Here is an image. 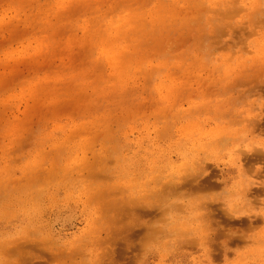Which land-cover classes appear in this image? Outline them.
<instances>
[{"label":"rangeland","instance_id":"1","mask_svg":"<svg viewBox=\"0 0 264 264\" xmlns=\"http://www.w3.org/2000/svg\"><path fill=\"white\" fill-rule=\"evenodd\" d=\"M193 2L0 0V256L13 264H229L262 245L251 236L261 222L242 242L210 236L226 243V259L210 256L198 235L178 245L166 231V201L151 193L157 177L174 171L180 150L212 139L216 123L203 120L219 108L209 103L232 69L241 68L232 65L238 52L255 56L253 44L264 32V0H229V11L224 0ZM256 4L259 19L250 22ZM209 16L227 25L219 29L227 42L210 61L202 49L211 38ZM238 88L263 92L264 84ZM205 91L209 102L192 111ZM234 91L218 99L232 100ZM245 101L240 111L256 113ZM198 120L201 133L194 131ZM246 120L238 133L250 126ZM222 153L214 172L227 170L228 152ZM188 197L169 200L180 205ZM150 204L156 216L150 209L141 215ZM263 208L260 201L252 205L259 215ZM247 215L232 212L219 225L237 228ZM154 220L149 240L144 227ZM248 259L258 264L260 256L251 252Z\"/></svg>","mask_w":264,"mask_h":264},{"label":"bare ground","instance_id":"2","mask_svg":"<svg viewBox=\"0 0 264 264\" xmlns=\"http://www.w3.org/2000/svg\"><path fill=\"white\" fill-rule=\"evenodd\" d=\"M174 1L180 2L182 0H174ZM195 3H196L195 6H197L199 4V0H195V2H193V4H195ZM228 3H229V0H224V6H226L225 11H229L232 8L230 5H228ZM259 6H261V5L256 4L251 8L252 12L248 14V20L250 22L254 21L255 19H259L258 16L260 14L256 11V7L258 8ZM187 17H188V14H187ZM189 19L191 20V18H189ZM185 20L187 22L188 18ZM215 20H216V17H215V19L213 17H210V16L206 18V24H207V26H211L212 30H210L211 35H205V36H207V37L211 36V38L208 37V38H210L209 44L203 46L202 49H204L206 51L205 53L209 57V59H208L209 61H210V58H212V56H211L212 52L216 51V48H217L216 46L219 45L220 43H226L227 42L223 38L220 39V35H222L223 31H225V30H223V31L219 30L222 27L227 28L226 22L223 19H218L216 21V23L213 24V22ZM187 27L189 29V26H187ZM183 28H185V27H183ZM215 30H217V31H215ZM184 32H185V30H184ZM200 32L202 33V31H200ZM187 33L185 32L186 35H187ZM205 33H203V34H205ZM229 35H230V38L233 40V38L235 36L234 33L233 32L231 34L229 33ZM199 36H200V34H199ZM215 39L217 41V44H215L216 43ZM249 44L251 46L253 44V41H251V43H249ZM198 47H199V45H198ZM201 47H202V45H201ZM253 47H254V53H255L254 55L255 56L246 57V56H244L243 52H238V53H240V56H236V58H235L236 63H232V65L240 64L239 66L241 68L232 69V73H233L232 76L226 78L227 80L225 81V84L224 85L222 84V87L220 88V86H219V88H218L219 90L217 91V94H216L217 100H216V102L212 101V102H215V104H212V102L209 103L210 105H213L214 107H216V109L219 108L218 112L212 114V116H205V118L203 120V122H205V123H213V122L216 123L213 126L212 130H209V133L212 134V136H207L208 139L209 138L210 139L212 138V139L208 142H206V141H204V142L200 141L202 143H198V142L195 143L194 142L195 146H192L193 147L192 151H190V149L188 151L187 147H184L182 150H180L179 153L177 154V157H179L178 158L179 161H177V164L175 166L174 171H171L169 174H166V175L165 174L160 175L161 177H157L155 180H157V184H159V185L151 188V191L153 190L151 193L154 192V195L156 197L155 201H157L159 203H163V201H166L164 203V207L162 209V210H164L165 214L167 211L166 216L170 218V221L166 226V229H167L166 231L168 232V234L174 233V235L177 236L175 243H177L178 245H181L182 243L188 241L190 236L198 235L197 239L200 241V243L208 246V249H209L208 253H210V256H212L214 258H217V256L218 257L223 256L226 259V257H227V251H226L227 245L225 242H221L220 245H216L215 239L210 238V236L212 234H214L213 236H216V237L217 236H227V235L231 236L232 235L233 237L229 238V239H231L232 241H235V242H242V241H245L243 236L244 235L248 236L246 234L247 231L252 229V232H253L254 231L253 227H255V225H257V224H260V222H261V228L257 231V233H255L254 235H251V236H256L254 238V241H256L257 243L262 242V244H264V241H262L258 238L259 233L264 231V208L261 210L260 215L255 213L252 210V205L255 204V201H260V203L264 204V149L256 148L253 146L251 148V150H249V147H248L249 137H245L244 135H242L243 132H247L248 136H252V137L258 136L257 142L258 143L261 142L259 137H262V134L264 133V114L261 111L263 106H264V89H263V92H256L257 95L255 92L251 93L253 90H250V89L246 93H244L242 90H238L239 89L238 87H241V86L243 87L246 83H254L255 85H257L258 83L264 84V78L259 77L258 72H253L254 67H257L255 69H257L258 71L261 70L264 72V32L261 35V39L255 41V43L253 44ZM196 50H197V48H196ZM201 50H200V52L198 50V53H200L199 54L200 57L203 56L201 58H203V60H204V57H206V56L203 55ZM227 55L228 54H224L221 57V59L225 58ZM240 59L243 61H240ZM206 63L208 64V62H206ZM222 71H226V68H224ZM204 83H206V82H204ZM235 89H237L236 92L234 91ZM230 90H233L237 94V96L235 98H233L232 100L228 99L230 97L218 99V97L221 96L220 94L223 93L222 95L224 96V94H227ZM234 92H230L231 95L234 96V94H233ZM207 93L208 92L205 91V94H203V95L201 94V96H203L204 99L202 98V101H201V99L200 100L198 99L199 100L198 104H195L192 106V108H191L192 111L197 109L199 106H203L204 104L209 102L208 98H207V97H209V95H207ZM252 95H255L256 98L252 99L251 98V97H253ZM196 96L201 98V96L199 94H196ZM194 97H195V95H194ZM244 97H246L245 105L248 104L249 108H251L252 110L256 109L257 112L254 113L253 115L248 114V112H245L244 110L240 111L239 105L242 103V100L244 99ZM229 106H232V108H230ZM246 118H248V120H246ZM225 119H227L228 121H225ZM245 120L248 122L250 121V126H247V128L245 127L244 128L245 131L238 133L239 130H236V129H243L241 124ZM259 121H261V122L259 123ZM196 123H197V126H195L194 131L201 133V130L205 127V125H202V126L198 125L199 123H202V120L201 121L198 120ZM205 123H203V124H205ZM169 125H170V123H169ZM167 127H165V128H167ZM184 129H185V126L182 127V130H184ZM256 131L258 132V135L254 134ZM162 133H163V131L160 132V136H162ZM240 133H241V135H239ZM205 137H206V135H205ZM228 138H233V140L231 141L230 144L226 143ZM196 144H198V147H196ZM201 144H202V146H201ZM226 145H227V147H225ZM223 151L228 152V155H227L228 159L226 161L227 170H226V172H219V173L214 172L215 166H213V163L215 165L218 163V161L220 160V156L223 155V153H222ZM106 154H107V152H106ZM237 163H238V167L235 166ZM170 164H172V162L168 158L166 165L169 166ZM216 168H215V171H216ZM241 170L243 171V174L246 178H248L254 182L253 185L250 187V189L247 192L246 200L241 203L240 207H238V206L230 207L229 205L225 204L222 200H211V199L207 200V202L204 203L202 207H198L195 210L198 213V215L192 221V223L200 224L202 226V228H201L200 234L194 233L190 228H188L183 223V218L188 215L187 209L183 206L185 204L182 203V204L178 205V203H172L171 202L172 196L175 199L176 198L181 199L183 197L185 198V195H189L190 198L201 197V196L212 197L215 194L223 191V189L226 186H231V184L234 182V180H236L238 178ZM218 176H220V177L222 176V180H219ZM158 182H160V183H158ZM213 192H214V194H213ZM208 193H210V194H208ZM169 197H171V199ZM150 198L154 199L152 197H150ZM190 198L188 197V199H190ZM167 199L171 200V201L169 200V203L171 202V204H168ZM146 202L148 203V198H147ZM166 203H167V205L165 206ZM149 206H151V204ZM155 206L156 205H153L150 208H147V210L143 211V214L141 212V215H144L145 214L144 212L148 211V209L152 210V211L149 210L150 214L152 215L151 212H153L155 210V208H156ZM153 207H155L154 210H153ZM139 208H140V206H139ZM157 208L161 209L160 205ZM160 209H158V210H160ZM183 209H184V211H183ZM134 210H136V208H134ZM178 210L180 212H178ZM181 211H182V216H180V214H177V212L181 213ZM232 212H234L237 215H241L243 213L245 214L247 212L252 213V215H247V218L245 220L241 219L238 223L239 227H237V228L241 232L246 231L243 234L239 233V235L234 236L233 233L235 232V230H237V228H232V227L230 228L229 227V228L225 229L224 228L225 226H224L223 227L224 229H222V227L219 225L220 223L222 226H223V224L224 225L227 224L229 214ZM137 213L140 214V212H137ZM131 214H132V212H131ZM136 215H138V214H136ZM147 215H148V213H147ZM153 215H155V214H153ZM154 222H155V220L150 221V223L146 222L147 226H146V228L144 227V230L146 232L145 236L147 239L149 237V240L152 238L151 236H154V235L150 234L148 232V227L150 226V224L154 225ZM120 227H122V226H120ZM137 229H139V228H136V230ZM233 229H235V230H233ZM132 232L133 231H131V233ZM132 234H134V232ZM108 241H110V240H108ZM179 242H181V243L179 244ZM214 244H215L216 250H214ZM218 246H222V248H224L225 251L223 250L221 252L220 251L221 249H219ZM70 256H71V254H70ZM70 256H67V257L69 258Z\"/></svg>","mask_w":264,"mask_h":264},{"label":"clouds","instance_id":"3","mask_svg":"<svg viewBox=\"0 0 264 264\" xmlns=\"http://www.w3.org/2000/svg\"><path fill=\"white\" fill-rule=\"evenodd\" d=\"M242 135L248 137L247 132H243ZM261 142H257V137L249 138V150L254 146L256 148L264 149V137H259ZM238 167V163L235 165ZM253 181L246 178L241 170L238 178L234 180L231 186H226L223 191L215 194L212 197H194L185 201V207L188 211V215L183 218V223L190 228L194 233L200 234L202 226L200 224L192 223L196 218L198 213L195 211L198 207H202L207 200H222L225 204L230 207H234L239 203H242L246 200L247 192L250 187L253 185ZM260 240L264 241V231L259 233ZM255 252L259 254L260 260L258 264H264V244H262L258 249H249L243 252H240L237 257L229 262V264H250L249 254ZM0 264H13V262L5 257L0 256ZM201 264V262H198Z\"/></svg>","mask_w":264,"mask_h":264}]
</instances>
